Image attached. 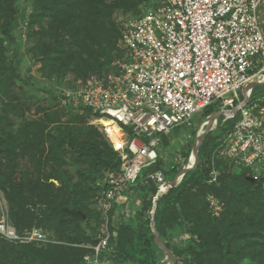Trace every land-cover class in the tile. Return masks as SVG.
<instances>
[{"label": "trees", "instance_id": "trees-1", "mask_svg": "<svg viewBox=\"0 0 264 264\" xmlns=\"http://www.w3.org/2000/svg\"><path fill=\"white\" fill-rule=\"evenodd\" d=\"M153 2L26 0L20 8L19 0H0V193L19 234L39 228L50 240L21 243L0 235V264H90L85 257L94 255L105 223L99 207L108 188L105 176L119 171L121 162L91 123L97 115L88 108L75 111L59 98L67 86L117 72L114 63L124 56L117 16H139ZM25 21L22 40L18 30ZM26 57L48 83L41 87L48 95L35 101L32 75L26 79L20 66ZM256 100L264 106V93L250 96ZM205 109L206 116L219 111ZM237 118L224 121L220 136L205 134L195 167L156 201L155 227L173 264H264V176L255 180L251 168L219 154ZM168 135L161 138L156 162L122 189L130 208L113 202L100 264L165 263L151 228L158 191L151 175L162 171L173 180L194 143L180 152L181 163L166 169ZM210 196L222 204L219 216L211 214Z\"/></svg>", "mask_w": 264, "mask_h": 264}, {"label": "built area", "instance_id": "built-area-1", "mask_svg": "<svg viewBox=\"0 0 264 264\" xmlns=\"http://www.w3.org/2000/svg\"><path fill=\"white\" fill-rule=\"evenodd\" d=\"M258 7L264 0H154L139 16L118 15L124 56L114 63L117 72L93 75L62 90V105L97 115L91 123L121 162L119 171L105 176L108 188L99 198L105 223L94 255L85 257L90 264H100L98 255L109 239L108 213L114 201H126L122 189L156 162L162 136L189 126L196 111L215 106L224 121L238 116L219 154L251 168L255 180L264 176V106L250 97L244 103L240 93L251 79L264 76ZM232 109H237L234 115ZM151 178L159 196L169 189L162 171ZM208 201L211 214L219 216L221 202L213 196ZM0 235L21 243L50 241L39 228L19 234L1 193Z\"/></svg>", "mask_w": 264, "mask_h": 264}, {"label": "rangeland", "instance_id": "rangeland-1", "mask_svg": "<svg viewBox=\"0 0 264 264\" xmlns=\"http://www.w3.org/2000/svg\"><path fill=\"white\" fill-rule=\"evenodd\" d=\"M25 2H26V0H19L20 8L24 5ZM29 12L30 11H28L27 13H29ZM257 13L259 15L261 28L264 30V7H258ZM25 27H26V21L22 24V26L18 30L19 33L22 35V40H25V33H24ZM20 66L24 70L23 74H24V77L26 79L28 78L29 75H32V78H33L34 84H33V86H29V89L32 91L31 92L32 93L31 94V97H32L31 100L35 101V99H37L40 96L46 97L48 94L46 92H43L41 90V87L44 85L48 86V83H47V81H44V80L39 78V72H38L39 66L32 64L30 59L27 57L25 58L24 61H22ZM70 79H71V76L66 75L65 82H67V84H70L72 82V80H70ZM263 82H264V79H257L256 82H254L249 87V95L251 97L260 96L264 93ZM64 86H66V85H63V87ZM57 87H59V86H57ZM240 93L242 95L241 90H240ZM242 97H243V95H242ZM205 110L206 109L196 111L191 118V124L189 126L181 125L179 127H176V128L171 130V132L169 133L168 136H166V140L168 142L167 156L169 157L167 160L168 163L166 164V167H165L166 169H168L172 165H177V163H181L183 161V159L181 158L180 152L187 148L191 139L195 138L199 128L203 124L204 120L207 118V116L204 113ZM206 126L210 129L208 131V133L211 132L213 135L216 134V135L220 136V134L222 133V128L226 127L227 125L224 124L223 117L219 116L217 120H211L210 122H208V124ZM160 144H162V142H160ZM165 155L166 154L163 151V156H165ZM177 177H178V174L175 176V178L173 177L172 178L173 180H171V181H174ZM125 203L128 204L129 202H127V200H126ZM127 204H125V207H123L124 210H127V206H126ZM130 204L131 203L128 204V207ZM127 211H129V209ZM180 240H182V239L179 238V241Z\"/></svg>", "mask_w": 264, "mask_h": 264}, {"label": "water", "instance_id": "water-1", "mask_svg": "<svg viewBox=\"0 0 264 264\" xmlns=\"http://www.w3.org/2000/svg\"><path fill=\"white\" fill-rule=\"evenodd\" d=\"M257 77L251 79L243 88H242V95H243V101L244 103H246L249 99V87L256 82ZM264 84V82H263ZM237 109H232L230 110V114L234 115L236 113ZM219 116L224 117V113L221 111H217L214 112L210 115L207 116V118L204 120L203 124L201 125V127L199 128L195 138H194V143H193V147L191 150V159H189L182 167V169L180 170V172L178 173V177L174 180V181H169L168 185L169 188L171 187H175L177 186L182 178L184 177L185 173L188 170H191L192 168L195 167V165L197 164V160H198V150H199V145L202 142L205 134L210 130L206 125L208 124V122H210L211 120H217ZM159 197V194L157 193V195L154 198V202H153V207H152V211H151V228L154 234V239L156 244L163 250V252L165 253V263L164 264H173L174 258L172 253L170 252V250L162 243L160 236L156 230L155 227V223H154V211L156 208V201Z\"/></svg>", "mask_w": 264, "mask_h": 264}, {"label": "bare ground", "instance_id": "bare-ground-1", "mask_svg": "<svg viewBox=\"0 0 264 264\" xmlns=\"http://www.w3.org/2000/svg\"><path fill=\"white\" fill-rule=\"evenodd\" d=\"M257 79H264V76H258Z\"/></svg>", "mask_w": 264, "mask_h": 264}, {"label": "crops", "instance_id": "crops-1", "mask_svg": "<svg viewBox=\"0 0 264 264\" xmlns=\"http://www.w3.org/2000/svg\"><path fill=\"white\" fill-rule=\"evenodd\" d=\"M249 97H250V95H249Z\"/></svg>", "mask_w": 264, "mask_h": 264}]
</instances>
